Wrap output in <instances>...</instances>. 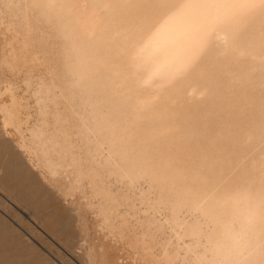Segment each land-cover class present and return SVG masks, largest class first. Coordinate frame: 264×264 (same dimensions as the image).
I'll return each mask as SVG.
<instances>
[{
    "label": "clouds",
    "instance_id": "1",
    "mask_svg": "<svg viewBox=\"0 0 264 264\" xmlns=\"http://www.w3.org/2000/svg\"><path fill=\"white\" fill-rule=\"evenodd\" d=\"M0 123L66 264H264V0H0Z\"/></svg>",
    "mask_w": 264,
    "mask_h": 264
},
{
    "label": "rangeland",
    "instance_id": "2",
    "mask_svg": "<svg viewBox=\"0 0 264 264\" xmlns=\"http://www.w3.org/2000/svg\"><path fill=\"white\" fill-rule=\"evenodd\" d=\"M0 141L12 145L15 157L0 164V264H66L62 217L50 207L47 181L28 154Z\"/></svg>",
    "mask_w": 264,
    "mask_h": 264
},
{
    "label": "bare ground",
    "instance_id": "3",
    "mask_svg": "<svg viewBox=\"0 0 264 264\" xmlns=\"http://www.w3.org/2000/svg\"><path fill=\"white\" fill-rule=\"evenodd\" d=\"M11 129H6L5 126L0 123V139H5L7 141H9L10 143L13 144L14 148H16L21 154V157L26 155L27 152L25 151V149L23 148V146L18 142V139H14L12 135H10L11 133ZM28 157V156H27ZM28 160V159H27ZM31 160V159H30ZM15 161V160H14ZM30 166V165H29ZM34 171V170H32ZM44 182V181H42ZM5 211V210H4ZM32 219V218H31ZM31 223V222H30ZM17 228V227H16ZM1 235V234H0ZM26 235V234H25ZM40 262V261H39Z\"/></svg>",
    "mask_w": 264,
    "mask_h": 264
},
{
    "label": "snow or ice",
    "instance_id": "4",
    "mask_svg": "<svg viewBox=\"0 0 264 264\" xmlns=\"http://www.w3.org/2000/svg\"><path fill=\"white\" fill-rule=\"evenodd\" d=\"M38 196H39V197H42V196H43V193H39ZM50 207L52 208V211H53L54 213H58V211L56 210V208H55L54 206H50Z\"/></svg>",
    "mask_w": 264,
    "mask_h": 264
}]
</instances>
